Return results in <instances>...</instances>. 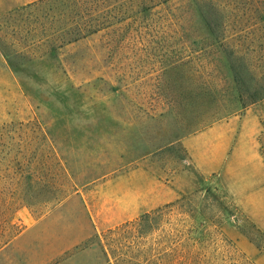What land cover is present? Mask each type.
Listing matches in <instances>:
<instances>
[{
    "label": "rangeland",
    "instance_id": "1",
    "mask_svg": "<svg viewBox=\"0 0 264 264\" xmlns=\"http://www.w3.org/2000/svg\"><path fill=\"white\" fill-rule=\"evenodd\" d=\"M29 1L0 0V126L37 122L44 140L17 131L0 152L21 151L46 191L18 189L12 224L34 229L0 247V264H119L141 245L207 246L184 264H264V98L241 105L227 60L261 77L264 25L189 50L155 19L80 38L76 0ZM2 165L0 187L23 181ZM165 205L153 231L120 229Z\"/></svg>",
    "mask_w": 264,
    "mask_h": 264
},
{
    "label": "trees",
    "instance_id": "2",
    "mask_svg": "<svg viewBox=\"0 0 264 264\" xmlns=\"http://www.w3.org/2000/svg\"><path fill=\"white\" fill-rule=\"evenodd\" d=\"M47 1L49 0H38L36 3L26 5L22 10L45 4ZM111 1L116 4L113 5ZM76 3L82 5L85 14L88 13V31L79 33L80 38L97 34L121 23L139 21L138 23L145 25L146 21L155 19L154 23L161 22L171 28L169 32L175 35L174 37L186 40L188 43L186 48L189 50H204L218 45L223 51L227 48L228 40L237 39L243 34L247 35L252 26L264 25V0H76ZM195 26L197 28H194ZM227 60L239 92L241 105L244 107L264 98V73L261 77H255L254 73L246 67L243 57L232 56ZM17 131L38 132V143L44 140L41 127L37 122L11 123L0 126V143L5 138L14 144V136H11V133ZM2 145L4 154L0 152V163L5 170L20 174L18 176L23 178V181L19 183L15 181V176H12L0 187L2 192L6 191L10 194L7 200L0 201V213H5L7 216L5 220L0 221V247L8 244L22 232L21 227L12 224L14 214L19 209L17 201L24 200L15 198L18 189L20 188V194H22L20 198L33 200L37 194L46 191L42 190L41 184L34 179L35 170L31 167V161H21L23 159L21 151L14 150L5 143ZM28 158L32 159L31 156ZM67 194L66 192L61 196L56 195L52 200L36 199V202L43 205L56 203ZM169 208L171 205H165L145 213L136 221L125 223L120 229L129 230L137 227L142 231L146 226L145 222L149 221L153 231L158 226L156 218L162 211ZM8 227H15V229L12 233H7L5 231ZM194 241L198 243V239ZM204 247L207 246L154 245L150 249H144L141 245L134 257L120 259L119 264H158L162 259L178 264H184L185 261L197 263L205 258V255L200 252L201 249H205Z\"/></svg>",
    "mask_w": 264,
    "mask_h": 264
},
{
    "label": "crops",
    "instance_id": "3",
    "mask_svg": "<svg viewBox=\"0 0 264 264\" xmlns=\"http://www.w3.org/2000/svg\"><path fill=\"white\" fill-rule=\"evenodd\" d=\"M29 2L32 3L33 0H30ZM261 228H262V231H264V215H262ZM33 229H34L33 225H27L26 230L23 233H21L19 236H17L8 245H19L20 244V240L24 236V234L31 233Z\"/></svg>",
    "mask_w": 264,
    "mask_h": 264
}]
</instances>
